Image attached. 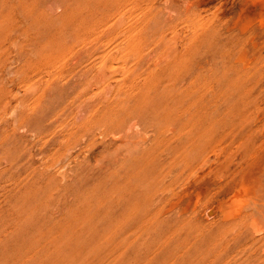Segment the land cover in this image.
<instances>
[{"label":"bare ground","instance_id":"6f19581e","mask_svg":"<svg viewBox=\"0 0 264 264\" xmlns=\"http://www.w3.org/2000/svg\"><path fill=\"white\" fill-rule=\"evenodd\" d=\"M53 1L60 8L52 10L58 21H51L55 29L47 34L43 32L51 13L44 7L47 0H17L3 15L0 28L18 22L16 15L28 17L31 25L16 35L12 48V31H0V70L14 67L24 80L36 76L30 88L38 99L55 80L77 72L87 113L77 138L87 153L101 147L104 158L97 160L101 169L121 172L118 183L123 184L116 189V199L127 200L123 217L128 227L156 241L163 230L202 232L199 219L179 206L208 185V176L229 178L227 184L237 191L248 176L262 173L264 190V156L256 154L252 143L226 153L220 149L229 136L224 132L229 118L245 120L248 115L247 104L243 110L240 105L247 99L251 78L238 65L241 41L230 37L226 47L221 44L224 33L214 24L222 16L216 10L199 8V2L181 6L176 20H167L161 0ZM227 111L233 114L228 116ZM231 136L232 141H248L254 134ZM111 148L112 152L105 151ZM109 158L114 168L111 162L102 166ZM223 187L219 182L215 188L219 193ZM215 210L209 205L206 215L215 216ZM174 211L180 214L174 216ZM261 217L254 205L232 221L219 219L218 226L208 227L217 234L201 258L210 257L209 264H216L226 251L234 252L245 243L236 245L245 229L259 225ZM260 241L264 243V235ZM247 252L233 264H254L250 259L254 251ZM171 264L205 263L178 255Z\"/></svg>","mask_w":264,"mask_h":264},{"label":"rangeland","instance_id":"374dc122","mask_svg":"<svg viewBox=\"0 0 264 264\" xmlns=\"http://www.w3.org/2000/svg\"><path fill=\"white\" fill-rule=\"evenodd\" d=\"M16 1L0 0V22L18 4ZM199 2V8L216 10L222 16L214 25L222 28L223 46L230 37L241 41L238 65L251 78L246 85L247 99L240 105L243 110L247 104L248 115L245 120L229 118L224 128L229 136L221 152L252 143L256 154L264 156V0H161L163 19L176 20L177 9ZM44 7L51 12L43 29L47 34L48 29H55L51 21H58L52 10L60 8L53 0H47ZM16 16L18 22L0 28L12 31L10 48L22 28L31 25L28 17ZM64 38L71 40L68 32ZM13 65L14 61L9 64ZM14 71V67L0 70V264H171L178 255L209 264L212 258L201 257L217 233H210L212 228L208 227L218 226L219 219L232 221L254 205L263 215L258 218L260 224L245 229L236 242L245 241L241 247L232 253L233 249L226 251L215 261L233 264L252 249V262L264 264V243L260 241L264 235L262 173L248 176L237 191L230 188L225 176L206 177L208 185L192 192L179 206L199 219L202 232L190 228L180 233L163 230L164 235L156 241L154 236L142 235L126 225L123 215L127 200L116 199V189L123 184L118 183L121 172L111 174L99 167L97 160L104 158L101 147L92 153L81 148L77 128L87 113L79 97L77 72L55 80L51 90L38 99L30 88L37 77L24 80ZM236 132H252L254 136L248 141H232L231 134ZM110 162L114 168L113 158L102 166L109 167ZM217 182L224 184L219 193ZM211 204L216 215L208 217L206 210ZM202 236L205 238L200 239Z\"/></svg>","mask_w":264,"mask_h":264}]
</instances>
